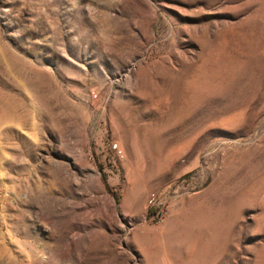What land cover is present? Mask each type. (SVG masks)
Segmentation results:
<instances>
[{"label":"rangeland","instance_id":"obj_1","mask_svg":"<svg viewBox=\"0 0 264 264\" xmlns=\"http://www.w3.org/2000/svg\"><path fill=\"white\" fill-rule=\"evenodd\" d=\"M0 264H264V0H0Z\"/></svg>","mask_w":264,"mask_h":264}]
</instances>
